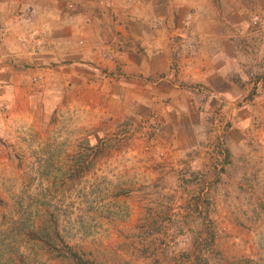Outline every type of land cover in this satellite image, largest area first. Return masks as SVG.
<instances>
[{"label":"rangeland","instance_id":"374dc122","mask_svg":"<svg viewBox=\"0 0 264 264\" xmlns=\"http://www.w3.org/2000/svg\"><path fill=\"white\" fill-rule=\"evenodd\" d=\"M0 264H264V0H0Z\"/></svg>","mask_w":264,"mask_h":264},{"label":"crops","instance_id":"0c3cea01","mask_svg":"<svg viewBox=\"0 0 264 264\" xmlns=\"http://www.w3.org/2000/svg\"><path fill=\"white\" fill-rule=\"evenodd\" d=\"M137 22H141V21H137ZM146 23H148V22H146ZM97 24H98V31H101V29H102L101 24L100 23H97ZM136 25H139V24L136 23ZM90 26L91 25H89V27ZM95 26H97V25H95ZM145 27H147V24L142 25L143 30L141 32V36L138 35V32L137 33L135 32V34L138 38L133 40L134 44H136L137 42H140V45L142 46V50L137 45H135V47H133V43L130 44L131 47H129L128 53H130V51L132 53L129 55V58L131 57L132 60L134 59V57H137L138 60L143 59L144 62H146V65H144V62H142L143 63L142 68L138 69L137 71H139L141 74L146 76V74L149 75V73H146L144 71H145V69H148V72H150L151 74H154L153 76H155V75H159L160 67H162L163 70H165L168 67L169 63L171 62V57L174 54L173 50H172L173 49L172 43H171V40L168 38L167 35H163V34L159 35L158 34V36L153 37L156 40L154 41L153 46H152L151 44H149L150 41L149 40L147 41L146 38L144 37L145 36L144 35ZM133 28L135 30H138L140 27L134 25ZM160 33H162V32H160ZM144 46H148V47L144 48ZM218 48H220L219 45H218ZM143 49H144V51H143ZM215 58H218V57H215ZM211 61L212 60L210 58V69H211ZM150 64H151V67H149ZM155 65H157V68ZM211 76H218L221 79H223V82H224V76H225L224 72H222L219 69L216 71L210 70V73L209 72L204 73V76H201L199 80L203 79L204 82H206L208 85H210V77Z\"/></svg>","mask_w":264,"mask_h":264}]
</instances>
